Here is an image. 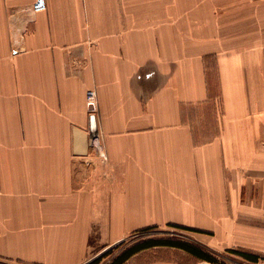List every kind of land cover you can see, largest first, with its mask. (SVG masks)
I'll return each instance as SVG.
<instances>
[{"label":"crops","instance_id":"crops-1","mask_svg":"<svg viewBox=\"0 0 264 264\" xmlns=\"http://www.w3.org/2000/svg\"><path fill=\"white\" fill-rule=\"evenodd\" d=\"M34 1L0 0V261L179 227L264 254V0Z\"/></svg>","mask_w":264,"mask_h":264},{"label":"rangeland","instance_id":"rangeland-1","mask_svg":"<svg viewBox=\"0 0 264 264\" xmlns=\"http://www.w3.org/2000/svg\"><path fill=\"white\" fill-rule=\"evenodd\" d=\"M167 240L184 243L190 247L200 249L214 259V262L200 260L201 264H264V254L254 253L258 259L257 262H252L239 255V252L241 251L238 250L226 249L221 252H215L210 250V247L204 243L203 238L197 233L178 228L144 230L134 233L121 243L110 247L106 252L97 257V259H94L87 264H115L121 262L122 264H158L163 262L184 263L185 256H183V251L160 246L138 251L126 261H120L123 253L130 249L138 248L142 243H154ZM248 253L252 254V252ZM194 260L199 259L194 258ZM0 264L7 263L0 261Z\"/></svg>","mask_w":264,"mask_h":264},{"label":"trees","instance_id":"trees-1","mask_svg":"<svg viewBox=\"0 0 264 264\" xmlns=\"http://www.w3.org/2000/svg\"><path fill=\"white\" fill-rule=\"evenodd\" d=\"M178 229H182V230H186V231H195L193 229H188V228H184V227H179ZM157 246L165 247V248L179 249L183 252L190 254L191 256H193L199 260L214 262V259L212 257H210L208 254L204 253L202 250L190 247L188 245H185L184 243H180V242H176V241H170V240L161 241V242L159 241V242H154V243H142L138 248L130 249L129 251H126L125 253H123L120 261H126L128 258H130L134 253H136L138 251L155 248ZM239 255H241L242 257H244V258H246L252 262H257V259H258V257L256 255H252V254H249L246 252H239ZM115 264H122V262L121 263H115Z\"/></svg>","mask_w":264,"mask_h":264},{"label":"built area","instance_id":"built-area-1","mask_svg":"<svg viewBox=\"0 0 264 264\" xmlns=\"http://www.w3.org/2000/svg\"><path fill=\"white\" fill-rule=\"evenodd\" d=\"M47 8V3L46 0H35L33 5H32V11L33 13H38V12H42L45 11ZM86 100H87V104L89 106V111L90 113L93 112V109L95 107L96 104V93L93 90H90L87 92L86 95Z\"/></svg>","mask_w":264,"mask_h":264},{"label":"water","instance_id":"water-1","mask_svg":"<svg viewBox=\"0 0 264 264\" xmlns=\"http://www.w3.org/2000/svg\"><path fill=\"white\" fill-rule=\"evenodd\" d=\"M91 123H92V127H91V132L94 133L96 131V128H95V117L94 115L91 116Z\"/></svg>","mask_w":264,"mask_h":264}]
</instances>
